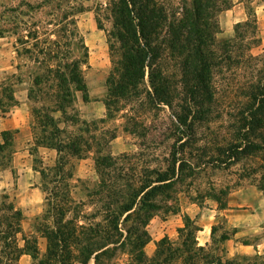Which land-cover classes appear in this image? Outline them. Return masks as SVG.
<instances>
[{"label":"trees","instance_id":"16d2710c","mask_svg":"<svg viewBox=\"0 0 264 264\" xmlns=\"http://www.w3.org/2000/svg\"><path fill=\"white\" fill-rule=\"evenodd\" d=\"M69 4L67 0L0 3V39L13 37L11 48L16 57L33 60L32 64H16L18 74L10 79L21 82L25 78L29 82L34 150L53 149L57 155L53 167L39 169L42 190L50 197V202L45 198L46 207H50L33 220L30 235L22 234V212L2 197L0 264H18L25 254L35 261V234L47 241L43 259L36 264H67L74 245L75 264H264V254L256 250L258 243H241L253 246L252 256L230 258L225 251H219L236 229L216 237L218 227L213 225L210 244L199 245L197 233L201 229L187 216L177 230V241L164 236L151 257L143 250L150 241L146 231L149 221L158 211H163L164 217L176 214L178 194L187 192L206 167L236 166L234 184H208L204 193H197L198 198L214 201L217 209L225 210L229 193L243 185L255 187L264 196V51L251 52L260 43L254 9L247 7L246 22L235 26L232 38L219 42L218 15L232 7V0H182L180 10L175 11H168L156 0H110L102 8L112 19L108 36L115 42L107 41L111 67L103 104L108 116L119 102L166 106L173 117L165 138L172 143L165 164L150 167L144 163L138 167L133 160L135 154L111 155L108 142L115 133L106 141L96 142L98 186L94 196L103 193L105 201L101 213L94 209L86 215L91 219L100 215L102 220L79 225L75 217L74 228L68 222L61 223L69 211L67 205L73 204L63 180L71 177L70 159L80 158L91 145L81 134L74 139L63 136L59 123L85 125L74 106V97L80 92L87 99L82 72L87 49L76 20L88 8L81 0H71ZM39 16L51 17L45 26L53 25L55 29L42 26ZM97 26L102 29L98 19ZM76 35L82 57L66 63L67 53L58 50L68 49L69 45L72 48ZM38 45L43 47L34 55ZM59 55L65 62L52 67ZM1 95L13 103L11 87L4 86ZM218 95L227 99L225 124L229 131L220 143L208 141L200 130L203 122H210L211 106ZM123 105L116 106V110ZM56 113L61 117L55 118ZM132 128L125 125L123 129L135 133ZM0 137L2 170L11 160L12 134L3 132ZM81 205L75 201V214L81 213L76 210ZM47 217L51 225L46 223ZM122 255L126 258L120 259Z\"/></svg>","mask_w":264,"mask_h":264},{"label":"rangeland","instance_id":"374dc122","mask_svg":"<svg viewBox=\"0 0 264 264\" xmlns=\"http://www.w3.org/2000/svg\"><path fill=\"white\" fill-rule=\"evenodd\" d=\"M20 0H0V3H11L18 4ZM85 7L88 9H92L96 12V19L99 20V23L102 27L103 37H105L106 41L109 43H114V40L108 36V33L112 28V19L108 16L107 12L102 11V8L99 9V5L97 4V0H81ZM110 0H108L109 2ZM116 1V0H113ZM159 3L163 4L168 11H175L180 8V4L182 0H156ZM244 4L248 7L250 6L251 0H243ZM71 0H67L69 4ZM70 5V4H69ZM65 7V6H64ZM65 9V8H63ZM180 10V9H178ZM61 14H58V19ZM41 19V24L44 27H47V30L55 29L53 25L45 26V24L51 20L47 18H43L42 16L38 17ZM80 27V26H79ZM81 33V27L78 28ZM68 30H66L67 32ZM67 33H72L68 31ZM76 33V32H75ZM15 39L11 38H2L0 39V57L7 60L8 57H14V61L16 64L22 63L25 61L26 63L32 64L33 60H28L23 58L22 56L16 57L15 52L11 48V43L14 42ZM71 44V43H70ZM62 43L60 44V46ZM73 47L69 45L68 49H60L59 53H67L66 63H69L72 60H78L82 57V49L80 48V43L78 40V36L73 40ZM30 46V45H29ZM43 47V45H38L34 51V55H37V51L39 48ZM9 50L12 51V54L9 53ZM253 54H259L261 51L258 47L252 49ZM41 58V57H40ZM61 55L56 57L54 62L51 64L52 67L57 63L63 64L65 62L60 61ZM83 75H85V69L82 68ZM218 85H219V79ZM225 99L223 96L218 95L216 100L211 106L210 112V122L202 124L200 126V130L207 137L208 141L215 140L217 143L221 142L222 139L228 137L229 131L227 130L228 124H225L228 120L225 110ZM123 105L119 102L116 106ZM116 106L114 110H112L111 116L105 119V123L97 122V124L90 125H81L79 123L78 126H75V131L79 128L81 131H87L88 133H82L81 135L84 139L90 140L92 137L100 138L101 135L95 132L94 136L89 133L93 129L96 128L100 130L102 128L107 129L106 134L102 135V141L108 138L111 133H115L118 135L119 140L116 144V148L114 149L113 145L108 147V150L114 153H126L128 155L135 154V158H133L134 162L138 163V167L147 164L150 167H156L160 164H165L164 161L168 157L169 153V145L172 143V140H167L165 137L169 134V125L172 121V115L169 109L166 106H161L159 108H154L152 106L144 104L143 106L131 104H124L122 109L116 110ZM128 123V124H127ZM127 125L129 129L133 128L136 132H125L124 126ZM69 131V130H68ZM97 135V136H96ZM96 148V147H94ZM112 149V150H111ZM96 149H94L95 152ZM95 156V155H94ZM48 159L52 160L53 157L46 154L42 150H38L36 153V158L34 159V165L39 169L43 167V163ZM88 164L81 165L79 169H77V161H75V181L70 182V189L72 192V197L78 202L83 203L81 206H77V211H81V213L75 214V203L71 205H67L69 211L66 216L61 220V223H70L75 228V217L77 218V222L79 225L83 223L93 222L99 223L102 220V217L98 215L95 219H91L86 214L92 213V211L99 210L101 213L103 202L105 198L103 197V193H100L99 196H94V191L98 186V179H96L95 174H93L92 170H88ZM79 166V165H78ZM205 171L200 174V176L194 181L193 185L189 186L188 191L180 192L177 196V205L178 211L176 213L180 215L182 218V226L184 217H189L190 219L195 221V224L201 229L200 232L197 233V241L199 243H203L205 239H207L206 243L210 244V232L211 227L213 225L217 226V231L215 236L218 237L221 235L223 231L230 232L232 229H236V234L228 241L224 242L219 246V251H225L227 257H234L235 255L239 256H252L255 254V250L253 246H243L241 243L244 240L249 241L250 243H258L256 250L260 254H264V196L260 193L255 187L250 185H243L239 188L232 190L226 200L227 208L225 210L217 209V204L210 199H201L197 197V193H204L208 184H213L218 186L232 185L236 182V175L234 172L236 171L235 167H230L229 169H224L222 166H214V167H206ZM88 170V171H87ZM51 178V175H49ZM48 181V180H47ZM46 181V182H47ZM52 184L49 183V187ZM181 189V188H180ZM47 192L44 193V198H47L48 201L50 197L47 196ZM47 201V202H48ZM50 202V201H49ZM44 205V204H43ZM50 206L45 208L47 209ZM185 207L189 208L187 211ZM183 209V210H182ZM181 210L184 211L181 214ZM44 212V211H43ZM98 212V213H99ZM163 211L156 212V216L154 217L155 221L151 223V221L147 224L148 230L154 233V237L157 236H167L172 241H177V229L171 234L164 233L162 231V226L160 221H163L172 215L169 214L167 216H163ZM175 215V214H174ZM80 217V218H79ZM85 219H84V218ZM124 216L121 217V219ZM178 218V217H176ZM32 219V217H31ZM27 219L24 223L23 235H30L31 229L30 225L32 224V220ZM87 219V221H86ZM46 223L51 225V218L47 217ZM129 222L125 224L128 226ZM181 226V227H182ZM37 239L38 246V254L35 261L32 260L30 255H22L18 264H36L40 259H43V256L46 252L47 241L44 237H41L39 234L34 235ZM154 240V238H153ZM155 241V240H154ZM156 243H148L145 248L146 256L151 257L155 250ZM20 245H23L21 241ZM224 252V253H225ZM71 259L67 261V264H75V245L72 249ZM118 256V254H116ZM73 257V258H72ZM126 256L122 255L120 259H125ZM243 264V263H242Z\"/></svg>","mask_w":264,"mask_h":264},{"label":"crops","instance_id":"0c3cea01","mask_svg":"<svg viewBox=\"0 0 264 264\" xmlns=\"http://www.w3.org/2000/svg\"><path fill=\"white\" fill-rule=\"evenodd\" d=\"M97 1L100 9L104 8L108 3V0ZM232 3L233 5L230 9L220 12L218 15L219 32L216 34V39L219 42L232 38L235 26L247 20V6L244 4V1L232 0ZM249 4L256 14L257 28L260 36L258 48L264 51V2L262 0H251ZM76 23L78 28L81 27L80 34L82 36V43L87 49V63L84 66L86 71L84 82L87 99L85 100L83 95L77 92L74 97V106L80 113L81 122L87 125L97 124V122L103 124L105 123V119L110 117L103 104V99L106 95V80L111 67L108 44L105 37L102 35L103 30L99 29L97 26L96 12L94 10L88 9L80 13L77 16ZM9 53L12 54V51L9 50ZM17 74L18 70L14 57H8L7 60L0 57V100H2L3 104L0 106V136L3 132H10L12 134L10 141L12 151L11 160L8 167L0 170V203L2 197H6L7 201L12 202L14 207L22 212L23 219L21 221V229L23 232L25 221L31 219V217L33 221L43 213L45 208V198L39 169L53 167L57 155L53 149L39 147L36 151L34 150L29 117V100L27 97L29 82L25 78H23L21 82H15L10 79L11 75ZM4 86L11 87L13 103H9L6 98L1 95V90ZM53 116L55 118L61 117L60 113H56ZM59 127L64 131L63 136H70L73 139L75 135L84 133V131L79 129L75 131V124H63L60 122ZM106 130L107 129L102 128L96 131V128H94L93 132L91 131L89 134L94 136L93 134L97 132L101 137L90 138L89 144L91 146L89 148L87 147L85 154L80 158L73 157L69 161L68 167H72V174L71 177L63 181L67 184L68 198L73 201V203H75L76 200L72 197L69 183L75 181V161H77V169H79L81 165L88 164V170H92L96 179H98L95 169L94 147L96 142L102 141V135L106 134ZM118 140L119 137L115 134V138L108 142V147L113 145L115 149ZM38 150H42L53 157L52 160H47L49 162L48 164H46V162L43 163V167L39 169L34 165V159L36 158ZM120 152L114 153L110 151L113 156L126 154ZM189 208L185 207V210L187 211ZM182 210L181 214L184 212ZM179 214H171V217L160 221L163 234H171L174 229L181 228L182 218ZM154 217L150 220L151 223L155 221ZM148 226L149 225L146 226V231L150 236V241L148 243H157L164 237L163 235L162 237L159 235L155 238L154 233L148 230ZM206 241L207 239H205L203 243L198 242V244L205 245ZM146 246L143 249L144 251ZM144 253L146 255V252Z\"/></svg>","mask_w":264,"mask_h":264}]
</instances>
